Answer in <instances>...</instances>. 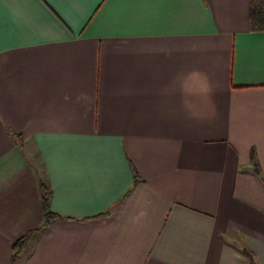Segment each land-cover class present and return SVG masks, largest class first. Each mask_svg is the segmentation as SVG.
<instances>
[{
    "label": "crops",
    "instance_id": "crops-1",
    "mask_svg": "<svg viewBox=\"0 0 264 264\" xmlns=\"http://www.w3.org/2000/svg\"><path fill=\"white\" fill-rule=\"evenodd\" d=\"M249 12L0 0V264L25 235L16 264H264V31Z\"/></svg>",
    "mask_w": 264,
    "mask_h": 264
},
{
    "label": "trees",
    "instance_id": "trees-1",
    "mask_svg": "<svg viewBox=\"0 0 264 264\" xmlns=\"http://www.w3.org/2000/svg\"><path fill=\"white\" fill-rule=\"evenodd\" d=\"M250 28L253 31H264V0H250ZM257 174L262 175V173L257 170ZM42 208H43V223L42 226L47 225L51 222L52 218L55 216L48 208V198L47 193L42 195ZM27 235L20 237L12 246L11 264H16L20 254L23 252L25 247ZM245 253H249L248 249H245ZM253 260V259H251Z\"/></svg>",
    "mask_w": 264,
    "mask_h": 264
}]
</instances>
